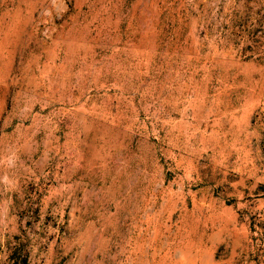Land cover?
Here are the masks:
<instances>
[{
  "label": "rangeland",
  "instance_id": "obj_1",
  "mask_svg": "<svg viewBox=\"0 0 264 264\" xmlns=\"http://www.w3.org/2000/svg\"><path fill=\"white\" fill-rule=\"evenodd\" d=\"M264 264V0H0V264Z\"/></svg>",
  "mask_w": 264,
  "mask_h": 264
},
{
  "label": "trees",
  "instance_id": "obj_2",
  "mask_svg": "<svg viewBox=\"0 0 264 264\" xmlns=\"http://www.w3.org/2000/svg\"><path fill=\"white\" fill-rule=\"evenodd\" d=\"M14 264H17V261H16V263H14Z\"/></svg>",
  "mask_w": 264,
  "mask_h": 264
}]
</instances>
